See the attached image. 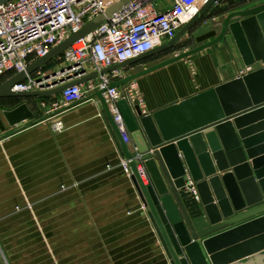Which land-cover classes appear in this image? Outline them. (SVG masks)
<instances>
[{"label": "water", "instance_id": "1", "mask_svg": "<svg viewBox=\"0 0 264 264\" xmlns=\"http://www.w3.org/2000/svg\"><path fill=\"white\" fill-rule=\"evenodd\" d=\"M9 1L0 0V5ZM135 1L119 0L110 5L25 71L6 79L0 84V99L46 98L96 78L97 71L76 78L78 73H74L53 81L49 89H12ZM249 4L246 0H206L173 39L102 70L108 73L174 49L188 34L195 40L213 32L209 41L133 75L115 78L111 86L123 85L221 42L235 46L244 65L251 67L243 75L151 113L125 99L118 101L134 142L147 154L151 182L143 184L134 162L130 164L132 180L171 264H264V2ZM215 6L214 20L201 23ZM71 68L68 65L60 72ZM103 92L97 90L92 96L97 97L129 158ZM37 106L41 108V103ZM4 115L16 126L33 118L35 111L23 102ZM189 178L196 182L198 199L186 188Z\"/></svg>", "mask_w": 264, "mask_h": 264}, {"label": "crops", "instance_id": "2", "mask_svg": "<svg viewBox=\"0 0 264 264\" xmlns=\"http://www.w3.org/2000/svg\"><path fill=\"white\" fill-rule=\"evenodd\" d=\"M170 4L156 3L160 9ZM217 6L201 23L214 20ZM214 34L195 40L188 34L174 49L115 70L133 75ZM65 66L53 60L43 67L44 75ZM85 68L86 74L94 71L90 62ZM246 72L236 47L221 42L135 80L142 109L151 113ZM95 92L58 112L62 131H53L54 112L48 113L61 93L0 99V242L9 264H171L132 178L120 165L121 143ZM23 102L34 117L10 125L4 111ZM0 264H6L1 253Z\"/></svg>", "mask_w": 264, "mask_h": 264}, {"label": "built area", "instance_id": "3", "mask_svg": "<svg viewBox=\"0 0 264 264\" xmlns=\"http://www.w3.org/2000/svg\"><path fill=\"white\" fill-rule=\"evenodd\" d=\"M117 1L119 0H12L1 4L0 84L25 71L30 63L45 56L53 47ZM154 1L132 2L127 9L115 13L54 59L64 62L65 67L71 65L70 70L57 71L56 75L46 78L43 68H39L12 87L16 92L49 89L53 87V81H58L61 77L74 73H78L74 78L86 75V64L92 63L94 71L99 75L61 91V100L53 103L48 111L51 114L54 112L51 127L53 131H62L65 125L57 117L59 111L80 101L86 93L104 90L109 111L131 154L129 158L122 156L120 165L132 178L130 164L134 162L144 185L151 182L145 164L147 154L140 152L118 106V101L125 99L130 104L142 107L143 96L136 80L112 87L115 78L125 76L118 70L108 73H102V70L138 57L173 39L178 30L198 13L206 0H170V6L162 9ZM250 69L251 67H247V71ZM186 188L199 198L196 182L192 178L188 179ZM0 253L5 263L9 264L1 242Z\"/></svg>", "mask_w": 264, "mask_h": 264}, {"label": "rangeland", "instance_id": "4", "mask_svg": "<svg viewBox=\"0 0 264 264\" xmlns=\"http://www.w3.org/2000/svg\"><path fill=\"white\" fill-rule=\"evenodd\" d=\"M169 0H155L154 1V3H157V2H159L160 4H162V3H166V2H168ZM52 62V61H51Z\"/></svg>", "mask_w": 264, "mask_h": 264}]
</instances>
